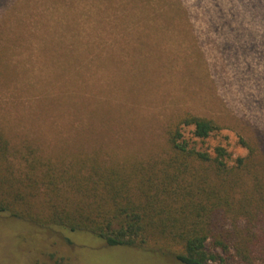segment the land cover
I'll return each instance as SVG.
<instances>
[{
    "label": "rangeland",
    "instance_id": "rangeland-1",
    "mask_svg": "<svg viewBox=\"0 0 264 264\" xmlns=\"http://www.w3.org/2000/svg\"><path fill=\"white\" fill-rule=\"evenodd\" d=\"M0 51V129L43 155L150 156L187 111L219 120L199 145L233 157L241 136L264 134V0H0ZM27 231L0 217V264L163 262L83 232L70 246Z\"/></svg>",
    "mask_w": 264,
    "mask_h": 264
},
{
    "label": "trees",
    "instance_id": "trees-1",
    "mask_svg": "<svg viewBox=\"0 0 264 264\" xmlns=\"http://www.w3.org/2000/svg\"><path fill=\"white\" fill-rule=\"evenodd\" d=\"M223 126L187 111L167 124L157 153L113 162L43 155L0 129V217L70 246L83 232L166 262L154 264L264 261V134L241 136L247 152L236 157L220 143L199 145Z\"/></svg>",
    "mask_w": 264,
    "mask_h": 264
}]
</instances>
